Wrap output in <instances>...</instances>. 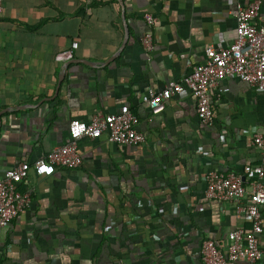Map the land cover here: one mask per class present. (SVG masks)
<instances>
[{"label":"crops","instance_id":"0c3cea01","mask_svg":"<svg viewBox=\"0 0 264 264\" xmlns=\"http://www.w3.org/2000/svg\"><path fill=\"white\" fill-rule=\"evenodd\" d=\"M238 4L245 0H3L0 174L63 146L72 120L123 105L139 117L145 142L84 137L80 167L53 166L50 177L20 184L32 202L0 226V264H202V241L250 228L232 202L206 198L204 177L213 169L243 176L245 164L260 162L252 138L264 130V94L221 80L210 126L190 94L158 115L142 102L149 89L191 74L207 47L235 40ZM145 14L156 19L152 53L142 45ZM256 23H264V0ZM74 42L73 58L57 61Z\"/></svg>","mask_w":264,"mask_h":264},{"label":"built area","instance_id":"2783aa9c","mask_svg":"<svg viewBox=\"0 0 264 264\" xmlns=\"http://www.w3.org/2000/svg\"><path fill=\"white\" fill-rule=\"evenodd\" d=\"M103 0H85L90 4ZM262 0H245L238 4L234 17L236 38L227 47L205 49L203 62L195 65L191 74L181 81H169L160 90L149 89L142 102L153 115L162 113L167 102L174 96L190 94L194 97L200 122L205 126L214 123L211 97L219 82L235 79L250 85L256 92L264 94V23L256 20L260 15ZM4 13L0 0V17ZM150 28L142 38L147 53L155 49L152 28L156 19L144 15ZM57 56V61L73 58V50ZM139 117L127 105L116 114L96 115L89 121L72 120L68 128L66 143L53 149L45 158L34 163H21L0 174V226L10 227L19 213L29 208L32 202L30 192H21L18 186L32 174L35 177H50L53 166L75 169L82 165L79 154V140L87 137L95 140L104 136L108 142L118 146H137L145 142V136L137 127ZM252 145L260 155L257 164L247 163L243 176L210 170L204 179L205 196L216 202H232L237 216L243 217L250 228L230 231L224 240L206 239L200 245L202 264H264V130L253 135ZM244 176L249 178L250 190Z\"/></svg>","mask_w":264,"mask_h":264},{"label":"water","instance_id":"95a60500","mask_svg":"<svg viewBox=\"0 0 264 264\" xmlns=\"http://www.w3.org/2000/svg\"><path fill=\"white\" fill-rule=\"evenodd\" d=\"M125 44H126V37H125V39H124V43H123V45H122V49L124 48ZM122 49H121V50H122ZM113 59H114V58H112L111 60H113ZM69 63H82V64L90 65V63L87 62V61H85V60H72V61H70ZM69 63H67L66 66H67ZM66 66H65V67H66ZM62 76H63V75H61V78H62ZM59 87H60V83H59V85H58V87H57L56 94L58 93V89H59Z\"/></svg>","mask_w":264,"mask_h":264},{"label":"trees","instance_id":"16d2710c","mask_svg":"<svg viewBox=\"0 0 264 264\" xmlns=\"http://www.w3.org/2000/svg\"><path fill=\"white\" fill-rule=\"evenodd\" d=\"M103 1H105V0H103ZM103 1H97V2H95V3H101V2H103Z\"/></svg>","mask_w":264,"mask_h":264}]
</instances>
